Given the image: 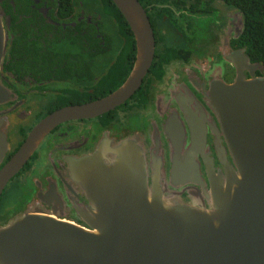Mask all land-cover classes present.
<instances>
[{"label": "flooded vegetation", "instance_id": "flooded-vegetation-1", "mask_svg": "<svg viewBox=\"0 0 264 264\" xmlns=\"http://www.w3.org/2000/svg\"><path fill=\"white\" fill-rule=\"evenodd\" d=\"M139 2L155 35L142 85L124 104L64 122L44 138L0 196V231L36 211L89 228L87 212L96 210L90 198L102 182L93 172L122 160L135 162L136 173L174 204L204 201L212 209L209 174L225 171L217 147L226 142L206 94L213 81L236 76L227 57L245 49L235 42L243 16L223 0ZM213 16L201 40L197 26ZM0 21L6 35L1 171L43 119L119 89L136 63L137 45L109 0H0ZM227 159L232 163L229 152Z\"/></svg>", "mask_w": 264, "mask_h": 264}, {"label": "water", "instance_id": "water-1", "mask_svg": "<svg viewBox=\"0 0 264 264\" xmlns=\"http://www.w3.org/2000/svg\"><path fill=\"white\" fill-rule=\"evenodd\" d=\"M112 1L137 45L129 78L105 98L43 119L0 171V196L54 128L98 117L124 104L142 85L155 56L151 22L139 0ZM5 39L0 21V69ZM227 61L236 70L233 82L217 79L206 94L226 142L217 147L226 158L225 171L214 178L209 174L206 199L212 209H205L204 201L200 207L174 204L175 198L149 187L135 162L122 160L108 171L93 172L102 182L90 198L96 210L87 212L89 228L40 211L25 214L0 231V264H264V65L252 63L245 49Z\"/></svg>", "mask_w": 264, "mask_h": 264}, {"label": "trees", "instance_id": "trees-1", "mask_svg": "<svg viewBox=\"0 0 264 264\" xmlns=\"http://www.w3.org/2000/svg\"><path fill=\"white\" fill-rule=\"evenodd\" d=\"M110 1V5L116 10L119 17L124 16ZM227 5L241 12L245 28L239 40L235 41L240 47L246 49L252 63L264 65V0H223ZM126 26L129 27L125 20ZM129 31L130 27H129ZM134 43V41H132Z\"/></svg>", "mask_w": 264, "mask_h": 264}, {"label": "rangeland", "instance_id": "rangeland-1", "mask_svg": "<svg viewBox=\"0 0 264 264\" xmlns=\"http://www.w3.org/2000/svg\"><path fill=\"white\" fill-rule=\"evenodd\" d=\"M110 6H107V10H110ZM215 16L213 17H209V18H204L200 21V24L201 25H198L197 26V29L199 31H196V36L199 37L200 36V39L203 40L205 38V31H207V28L212 25L214 22Z\"/></svg>", "mask_w": 264, "mask_h": 264}]
</instances>
